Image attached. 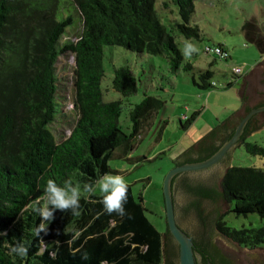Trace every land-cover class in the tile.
Returning <instances> with one entry per match:
<instances>
[{
	"label": "trees",
	"instance_id": "obj_1",
	"mask_svg": "<svg viewBox=\"0 0 264 264\" xmlns=\"http://www.w3.org/2000/svg\"><path fill=\"white\" fill-rule=\"evenodd\" d=\"M60 1L0 0V231L7 232L6 237L0 236V264H179L178 243L171 245V257L165 258L164 238L173 236L168 226L163 232L152 223L143 197L135 195L132 183H127L123 217L104 210L97 190L91 198L95 203L81 199L78 217L70 210H57L53 221L44 222L47 234L41 232L37 237L34 230L41 217L32 209L45 194L49 179L60 186L71 179L73 186L80 183L83 194L84 183H95L106 173H120L110 160L132 159L131 151L165 100L145 94L130 109L131 127L126 131L120 121L122 98L105 99V47L119 45L137 53L166 55L175 74L193 68L184 62L174 29L186 38H200L199 27L190 24L195 0H169L180 18L172 24L174 29L163 22L157 0H64L65 7L72 8L83 23L75 29L80 27L75 40L66 32L73 16L63 12L58 17ZM242 31L247 41L264 53V31L259 25L247 20ZM67 55L74 57L70 95L61 92L57 66L59 58ZM221 58L227 59L228 54ZM213 74L210 68L200 70V81L194 78V82L202 89L217 88L211 82ZM110 87L124 97L138 90V79L130 65L114 68ZM69 102L71 107L64 110L63 105ZM198 114L199 110L194 111L186 123ZM69 118L70 132L58 134L54 124ZM255 120V115L248 120L238 143L264 155V146L246 140ZM227 126L225 120L219 129L223 132L220 145L212 144L185 162L212 155L232 136L234 131L224 136ZM213 134L215 137L216 132ZM186 187L195 196L189 206L199 213L201 199L217 194L187 180ZM221 187L231 211L256 212L264 218L262 168L228 166ZM216 228L241 246L257 248L264 244V222L259 227L236 228L218 219ZM77 231L80 235L73 240ZM190 237L195 252L202 253L205 261L230 264L211 239ZM18 242L29 249L25 259L9 255L10 247Z\"/></svg>",
	"mask_w": 264,
	"mask_h": 264
},
{
	"label": "rangeland",
	"instance_id": "obj_2",
	"mask_svg": "<svg viewBox=\"0 0 264 264\" xmlns=\"http://www.w3.org/2000/svg\"><path fill=\"white\" fill-rule=\"evenodd\" d=\"M60 2L61 11L58 17H61L63 12L73 16V22L66 32L75 40V33L83 23L78 21L72 8L65 7L64 0ZM194 4L195 10L190 24L199 27V39L186 38L177 28L174 29L172 24L180 21L176 6L169 0H157L158 13L168 28L174 29L175 39L181 51L187 42H191L196 49L189 50L190 58L183 55L184 62L192 64L191 69H180L175 74L170 69L166 55L137 53L119 45L105 47L106 73L102 87L105 99L122 98L120 121L126 131L131 127L130 109L140 102L145 94L156 95L165 100L164 107L153 116L143 138L131 151L132 159L110 160L111 166L120 171L118 174H111L121 175L127 183L133 184L135 195L141 194L143 197L147 216L163 232L167 227L163 196L166 173L177 165L174 159L201 141L240 107L242 100L238 94L237 82L242 78L236 75L234 68L241 66L249 70L261 56L257 46L245 38L242 26L257 4L258 21L264 30V0H195ZM78 26L80 27L75 30ZM220 45L229 51L227 59L221 58L214 50H205L206 46L214 48ZM73 63L74 57L67 55L61 56L57 64L63 94H72L70 65ZM124 64L131 66L138 79V90L126 97L110 87L114 68ZM208 68L214 71L212 81L217 83V88L202 89L194 82V78L197 82L200 81V70ZM231 82L233 84L226 87ZM70 107V102L63 105L64 110ZM196 110H199V114L187 124V117ZM71 124V118L67 122L54 124L55 131L58 134H68ZM246 140L264 146V125L248 134ZM232 165L255 166L264 170V155L253 153L244 143H238L231 155L229 166ZM227 203L226 212L219 219L225 220L229 226L259 227L263 224L264 218L258 213L237 214L231 211L232 205L228 200ZM241 247L264 249V244L257 248Z\"/></svg>",
	"mask_w": 264,
	"mask_h": 264
},
{
	"label": "water",
	"instance_id": "obj_3",
	"mask_svg": "<svg viewBox=\"0 0 264 264\" xmlns=\"http://www.w3.org/2000/svg\"><path fill=\"white\" fill-rule=\"evenodd\" d=\"M247 20L255 21L261 28V24L258 21L257 4ZM258 50L263 61L253 70L242 108L227 119L228 126L225 128L224 136L234 131L232 136L209 157L199 161L177 164L180 160L186 159L187 157H197L199 151L212 144L220 145L223 132L219 129L225 123L224 121L201 141L174 159L177 165L169 170L164 177L163 196L166 221L168 229L174 237L170 238V236H165L164 254L165 258L171 257V245L177 242L179 247V264H197L194 242L190 235L197 239L200 237L211 239L230 264H264V249H243L236 241L220 233L216 228V221L226 212L228 207L227 200L222 195L221 180L226 168L230 165L232 152L238 144V140L248 120L253 115H255L256 119H259L260 124L254 125L250 133L264 125V53L259 48ZM214 132H216V138L212 137ZM182 171H190L186 175V180L192 186H203L214 189L217 192L214 197L201 199V213L196 212L194 208L187 205L195 199V196L187 190L186 186L182 187L178 184L174 186L173 190L175 209L172 178ZM207 264L211 263L208 261Z\"/></svg>",
	"mask_w": 264,
	"mask_h": 264
},
{
	"label": "clouds",
	"instance_id": "obj_4",
	"mask_svg": "<svg viewBox=\"0 0 264 264\" xmlns=\"http://www.w3.org/2000/svg\"><path fill=\"white\" fill-rule=\"evenodd\" d=\"M189 50H196L191 42H187L186 47L182 49L185 58L191 57ZM217 52H219V49H217ZM97 190H99V194L102 195L104 210L108 214L116 212L121 217L126 215L124 205L127 202L128 185L121 175L106 173L95 183H84L83 194L81 192L80 183H76L75 186H73L71 179L66 180L63 186L49 179L44 189L45 194L37 199V206L32 209L41 217L40 225L34 230L35 235L40 237L41 232L47 234L48 227L44 222L53 221L55 219L54 213L57 210L61 212H68L70 210L73 216L78 217L81 214V199L83 198L91 203H95L91 198L97 195ZM79 235L80 233L77 231L72 239H77ZM0 236L6 237L7 232L0 231ZM28 252V247L19 242L9 249V255L18 256L21 259L27 258ZM74 254L75 252H73V255Z\"/></svg>",
	"mask_w": 264,
	"mask_h": 264
},
{
	"label": "crops",
	"instance_id": "obj_5",
	"mask_svg": "<svg viewBox=\"0 0 264 264\" xmlns=\"http://www.w3.org/2000/svg\"><path fill=\"white\" fill-rule=\"evenodd\" d=\"M263 25H261V28H262ZM263 30V29H262ZM264 31V30H263ZM252 43V42H251ZM254 44V43H253ZM222 46V45H221ZM223 47V46H222ZM224 48V47H223ZM226 50V48H224ZM228 51V50H227ZM229 52V51H228ZM229 57V56H228ZM263 61V58L262 56H260L258 62L256 63V65H254L251 69L249 70H245L244 67H243V70H244V73L241 74V78L242 80L241 81H238L237 82V86H239V91H238V94H240V99L242 100V103L240 105L239 108L235 109L232 114H230L228 116L231 117L233 114H235L238 110H240L242 108V105H243V101H244V98H245V95H246V92H247V88H248V85H249V82H250V77L252 76V73H253V70L254 68L259 65L261 62ZM232 83V82H231ZM233 84V83H232ZM231 86V85H230ZM227 118V119H228ZM226 119V120H227ZM258 129H261V127L255 129L254 131H252L251 133L255 132L256 130ZM250 134V133H249Z\"/></svg>",
	"mask_w": 264,
	"mask_h": 264
},
{
	"label": "flooded vegetation",
	"instance_id": "obj_6",
	"mask_svg": "<svg viewBox=\"0 0 264 264\" xmlns=\"http://www.w3.org/2000/svg\"><path fill=\"white\" fill-rule=\"evenodd\" d=\"M256 118V117H255ZM255 122V124L254 125H259L260 124V122H259V119H256V121H254ZM228 153V152H227ZM227 153H226V155H227ZM225 155V156H226ZM224 156V157H225ZM223 157V158H224ZM192 158H196V157H192ZM222 158V159H223ZM221 159V160H222ZM184 160V159H183ZM220 160V161H221ZM181 161V160H180ZM185 161L186 160H184V161H182L180 164H182V163H185ZM219 161V162H220ZM189 172L190 171H182V172H179V173H177L176 175H175V177H174V179H173V190H174V186L176 185V184H178L179 186H182V187H184V186H186V175L187 174H189ZM173 201H174V191H173ZM188 206H189V204H187ZM174 206H175V209H176V205H175V201H174ZM175 212H176V210H175ZM178 222V221H177ZM180 225V224H179ZM181 226V225H180ZM182 227V226H181ZM183 229V228H182ZM187 232V231H186ZM188 233V232H187ZM189 234V233H188ZM190 235V234H189ZM196 255H197V264H207V261H205L204 259H205V257H204V255L202 254V253H200V252H198V251H196Z\"/></svg>",
	"mask_w": 264,
	"mask_h": 264
},
{
	"label": "built area",
	"instance_id": "obj_7",
	"mask_svg": "<svg viewBox=\"0 0 264 264\" xmlns=\"http://www.w3.org/2000/svg\"><path fill=\"white\" fill-rule=\"evenodd\" d=\"M217 49H219V52H217ZM206 51H211V50H214L215 52H217L219 54V56L221 57H225L227 56V52L223 51L222 47L221 46H215L214 48L210 47V46H206L205 48ZM243 71V68L241 66H236L234 68V72L240 74L242 73ZM213 85H217V83L215 81L212 82Z\"/></svg>",
	"mask_w": 264,
	"mask_h": 264
},
{
	"label": "bare ground",
	"instance_id": "obj_8",
	"mask_svg": "<svg viewBox=\"0 0 264 264\" xmlns=\"http://www.w3.org/2000/svg\"><path fill=\"white\" fill-rule=\"evenodd\" d=\"M236 73V72H235ZM244 73V70L242 71V73H240V74H243ZM211 82H213V81H211ZM214 86H216V85H214Z\"/></svg>",
	"mask_w": 264,
	"mask_h": 264
}]
</instances>
